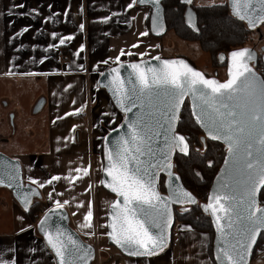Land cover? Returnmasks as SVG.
<instances>
[{
	"label": "snow or ice",
	"instance_id": "obj_1",
	"mask_svg": "<svg viewBox=\"0 0 264 264\" xmlns=\"http://www.w3.org/2000/svg\"><path fill=\"white\" fill-rule=\"evenodd\" d=\"M138 3L153 6V29L163 31L160 0H130L127 8L131 9ZM181 3L187 6L188 25L199 32L192 10L193 0H181ZM226 5L230 7L231 15L247 22L249 28L264 25V0H226ZM212 6L225 5H216L213 0ZM24 7L23 3L13 4L7 14L12 15L13 9ZM31 12L36 14L37 9ZM55 15L47 19L51 20ZM101 20L107 22L111 16H104ZM29 27H23L15 36H22ZM79 28L83 30L84 24L81 23ZM147 35V31L140 33L142 37ZM51 37L58 40L59 45L73 39L71 35L61 36L55 31ZM57 46L56 43H49L44 51ZM84 49L85 45L81 44L75 55L79 57ZM131 55L132 52L121 50L116 57H109L96 65L99 70L100 64L108 65L110 60L115 64L107 69V75L103 71H99V75L104 77L103 86L112 92L116 106L125 113L124 121L111 129V132H117L115 137L110 138V134L98 137L104 141V155L100 161L104 178L100 183L116 196L110 204L111 220L107 225L110 231L106 235L129 257L145 258L146 264H150L149 258L164 252L169 245V229L173 224L172 204L197 203L196 197L183 187L173 162L174 154L189 157L193 151H202L193 149L190 138L177 131L182 106L185 99L190 98V116L206 134L200 138L201 141L207 138L221 141L226 151L216 186L209 202L204 205L205 211L211 210L216 233L214 253L210 259H214V264H248L258 237L264 238V201L259 198L264 189V77L250 64L254 53L247 48L232 51L228 78L224 81L207 77L182 59L156 56L153 59L159 61L158 65L143 61L125 65L121 56ZM79 67L83 69L84 66ZM125 67L130 69L126 77L121 74V69ZM83 107L75 109V112H80ZM109 115L112 117L109 124H112L115 114L102 113L104 117ZM204 148H207L206 144ZM212 163L208 161L209 166ZM90 169V164L77 167L64 179L71 183L80 174L90 175ZM161 173L166 176L167 195L160 191ZM28 180L30 184L25 185L18 163L0 166V185L15 189L26 211L33 197L40 195L37 188L52 185L54 181L61 180V176L54 175L44 181L29 176ZM53 192L48 193L50 200L53 199ZM69 203V200L55 199L54 209H49L39 221V230L54 254L55 264H89L93 255L91 245H85L66 228L54 226L51 222L52 216L59 214L57 210ZM83 203L81 201L78 207H82ZM184 210L188 211L187 208ZM63 218L66 219V216ZM92 221L93 210L89 202L81 227L92 229ZM185 227L191 229V225ZM85 234L95 233L89 231ZM7 251L14 252L15 249ZM29 251L36 253L40 250L30 248ZM0 264H16V260L5 259L0 253Z\"/></svg>",
	"mask_w": 264,
	"mask_h": 264
},
{
	"label": "crops",
	"instance_id": "obj_2",
	"mask_svg": "<svg viewBox=\"0 0 264 264\" xmlns=\"http://www.w3.org/2000/svg\"><path fill=\"white\" fill-rule=\"evenodd\" d=\"M129 2L130 0H0V83L9 82L6 88L17 90L21 85L27 86L28 82L35 88L43 85L44 92L29 99L23 106L24 111L38 99L45 100L41 111L35 113L36 117L31 122L36 130L20 131L19 136L12 140H3L0 136V142L2 140L13 146L8 151L11 153L9 155L20 160L26 181L29 182V176L40 181L54 175L61 176V180L40 189L42 206L46 211L54 207L55 199L69 200L70 203L64 207L69 212L71 225L85 240L92 243L94 236L85 233L93 232L97 225L102 227L112 202L109 192L99 186L96 178L103 144V140L98 137H104L110 130L109 120L112 119L110 115L102 116V113H114L116 122L122 116L108 93L98 85L99 71H104L114 63L110 60L108 65L100 64L99 70L96 65L109 57H116L121 50L132 52L137 59L163 56L162 39L152 35L149 30L150 7L137 4L128 9ZM21 3L25 6L23 9L15 8L12 15L7 14L13 4ZM32 9H37V13L33 14ZM21 12L25 15H20ZM112 13L117 15L113 16ZM53 14H56L54 18L48 20ZM104 16H111V20L103 22L101 18ZM81 23L84 24L83 30L79 28ZM29 25V30L22 36H15L20 29ZM53 31L61 36L71 35L73 39L59 45L58 40L51 37ZM143 31H147L148 35L140 36ZM49 43H56L58 46L45 52ZM81 44L85 45V49L77 57L75 53ZM134 44L137 47L133 48ZM139 53L146 55L140 56ZM44 56L48 58L43 59ZM131 56H121V61L130 60ZM42 59L43 62H40ZM79 65H83V69ZM68 85L72 87L69 88ZM16 96L18 97L17 93ZM12 103L15 102H10L9 105ZM82 105L84 107L81 111L75 112ZM1 113L0 135H3L1 128L5 113ZM25 113L22 117L28 115ZM20 119L24 121L27 117ZM0 150L8 153L7 150ZM89 164L90 175L80 174L71 183L64 179L71 170ZM72 174L76 175L75 172ZM49 192H53L52 200L49 199ZM57 193L63 195L58 196ZM81 201L84 202L83 206L78 207ZM89 202L93 210V227L85 229L81 225ZM187 225L189 224L183 222L175 224L171 244L164 252L149 258L150 264H214L213 259H210L209 233L192 227L189 230L185 227ZM21 228L25 231L21 232ZM30 248L40 251L32 253ZM8 249L15 251L9 252ZM0 253L4 254L5 259L14 258L16 264H55L54 255L38 233L36 224H31L24 208L17 203L11 192L2 190ZM100 253L102 264H146L145 258L126 256L110 243L103 246ZM252 259L250 264H264L262 254H257Z\"/></svg>",
	"mask_w": 264,
	"mask_h": 264
},
{
	"label": "trees",
	"instance_id": "obj_3",
	"mask_svg": "<svg viewBox=\"0 0 264 264\" xmlns=\"http://www.w3.org/2000/svg\"><path fill=\"white\" fill-rule=\"evenodd\" d=\"M221 4L225 6L214 7L212 6L213 4H193L198 15V26L200 29L199 32H196L185 22L184 12L186 5L182 4L180 0L163 1L168 31L174 30L182 39L198 41L201 48L210 53L213 64L218 67L220 65L226 66L227 64L226 59L222 60L221 56L223 54L226 55L232 49L246 46L251 33V30L243 21H239L231 15V10L226 5V2L217 3L216 5ZM149 23L150 16L148 25ZM133 59H137V57L132 55L130 60ZM190 112V105L187 101L182 109L181 122L177 130L190 138L193 149H202V151L199 153L193 151L189 157H184L177 153L174 162L176 165L175 170L181 175L185 186L197 196L198 202L184 208L176 207L175 216L176 222H186L195 230L209 233V252L211 257H213L214 228L210 216L203 212L200 202L207 199L212 181L224 159L226 151L224 144L221 142L209 139H206L205 142L201 141L203 130L194 124ZM205 144L207 145L206 149L204 148ZM209 160L213 161L211 166L208 164ZM160 188L161 191H165L164 176L162 177ZM260 199L264 201V189H262ZM185 208L188 211H185ZM44 212L42 196L35 200L27 211L25 210L31 224H36ZM262 245H264V238H260L257 245H255L252 258L259 253L258 248L262 247Z\"/></svg>",
	"mask_w": 264,
	"mask_h": 264
},
{
	"label": "rangeland",
	"instance_id": "obj_4",
	"mask_svg": "<svg viewBox=\"0 0 264 264\" xmlns=\"http://www.w3.org/2000/svg\"><path fill=\"white\" fill-rule=\"evenodd\" d=\"M226 0H215V4L217 3H225ZM194 5H212L213 0H194ZM251 33L249 36V39L246 43V46H253L256 47L257 50L260 51V47L262 44H264V25H261L257 29H250ZM159 38V37H158ZM159 39H162V55L163 56H178L183 55L187 57L195 66L203 70L204 72L213 75L215 71L218 72V77L223 79L226 76V66L220 65L219 67L213 64L212 57L209 52L204 51L201 48V45L198 41L193 40H185L180 38L174 30H169L167 33L160 37ZM32 83V82H31ZM9 82L2 81L0 83V114L1 112L5 113L4 121L2 124V134L0 135L3 137V140L5 139H15L14 137L19 136L20 131H33L36 130V127L33 123H31L35 119L36 114L34 113V107L37 103V100L32 107L28 106V110L24 111L23 106L30 101L29 99H32L34 95H41L43 90V85L40 87L35 88L34 85L31 86L30 82H28L27 86L21 85L20 89H13L8 86ZM15 93L18 94V97H15ZM7 102H15L12 103V105H9ZM15 104V105H14ZM26 112V113H25ZM28 114L27 116L22 117V114ZM24 121H22L20 118H25ZM123 119V115L118 117L117 122L115 121L113 124L110 125V129L116 127ZM13 147L11 145L6 144L5 141L0 142V149L11 151V148ZM1 151V150H0ZM3 152V151H2ZM5 153V152H4ZM7 155L11 154L10 152L6 153ZM11 156V155H9ZM102 153L99 159L98 169L96 171V178L97 183L99 186H101L100 178H101V165L100 161L102 160ZM102 187V186H101ZM0 188V190L4 192H8V189ZM10 192V191H9ZM110 194V201H113L114 195ZM111 203V202H110ZM180 221H177L176 224H178ZM186 223V222H183ZM188 224V223H187ZM190 225V224H189ZM107 218L104 222H102V227H95L98 231V240H99V254H100V260L102 263V257H101V250L103 249V246H107L109 244V241L107 239L106 233H107ZM192 227V226H191ZM95 237H93V240ZM93 241V242H94ZM264 246L258 248V254H262Z\"/></svg>",
	"mask_w": 264,
	"mask_h": 264
},
{
	"label": "water",
	"instance_id": "obj_5",
	"mask_svg": "<svg viewBox=\"0 0 264 264\" xmlns=\"http://www.w3.org/2000/svg\"><path fill=\"white\" fill-rule=\"evenodd\" d=\"M163 1L164 0H160V3H161V8H162V12H161V23H162V25H163V31H160L159 29H156V30H154L153 29V25H152V14H153V12H154V8H153V6L151 5V4H139L138 3V5H141V6H148V7H150V9H151V12H150V23H149V30H150V32L152 33V35H154L155 37H162V36H164L166 33H167V31H168V25H167V21H166V15H165V7H164V5H163ZM194 1V0H193ZM180 2H181V0H180ZM230 8V7H229ZM192 10H193V12H194V19H195V21H196V23L198 24V15H197V12H196V10H195V8H194V6L192 5ZM231 10V9H230ZM186 12H187V6H186V8H185V12H184V19H185V22H186V24L188 25V23H187V17H186ZM245 24H246V26L248 27V25H247V22H245V21H243ZM189 26V25H188ZM261 25H259L258 27H256L255 29H257V28H259ZM190 27V26H189ZM249 28V27H248ZM249 29H251V28H249ZM244 48H247V49H250L251 51H252V53H254V58L250 61V64H251V66H253L254 68H255V70L257 71V73L259 74V75H261L262 76V74H260V72L258 71V69L256 68V65H257V62H258V57H259V54H258V51H257V49L255 48V47H253V46H243V47H239V48H236V49H232V50H230L226 55H222L221 57H223V59L222 60H225L226 59V62H227V64H226V77L224 78V79H221V78H219L218 76H216V75H208L206 72H204L203 70H201L200 68H198L197 66H195L187 57H185V56H183V55H178V56H160L161 57V59H182V60H184L189 66H191L192 68H194V69H196L197 71H200V72H202V73H204L207 77H209V78H215V79H218V80H220V81H224V80H226L227 78H228V67H229V64H230V60H231V56H230V54H231V52L232 51H234V50H239V49H244ZM154 57H144V58H138V59H133V60H126V61H122V62H125V65H127L128 63H132V62H146V63H149V64H159V61H156V60H154L153 59ZM262 59H263V61H264V55H263V57H262ZM115 66V64H113V65H110L109 67H114ZM109 67H107L103 72H105V74L107 75V69L109 68ZM130 71V69H128L127 67H125V68H123V69H121V74L123 75V76H127L128 75V72ZM263 77V76H262ZM103 80H104V77H101L100 75H99V78H98V82H100L99 83V87L101 88V89H104L107 93H108V95H109V97L111 98V101L113 102V104H114V106L116 107V109L123 115V119H122V121L118 124V125H120L123 121H124V118H125V113L118 107V106H116V101H115V98L113 97V95H112V92L108 89V88H106V87H104L103 86ZM189 102V105H190V109H191V100H190V98H186L185 99V102H184V105H185V103L186 102ZM44 102H45V100H44V98H40L38 101H37V103H36V105H35V107H34V113H38L39 111H41V109H42V107H43V105H44ZM184 105L182 106V109H183V107H184ZM133 111H135V109L133 110ZM181 112H182V110H181ZM129 115V117L131 116V113H129L128 114ZM117 125V126H118ZM179 125V124H178ZM117 126L116 127H114V128H117ZM177 129H178V126H177ZM202 129V128H201ZM203 130V129H202ZM118 131H119V129H118ZM178 131V130H177ZM181 133V132H180ZM110 134V138L111 137H115L116 135H117V132H111V129L105 134V136H108ZM181 134H183V133H181ZM205 132H204V130H203V136L202 137H205ZM207 139H209V140H211L210 138H207ZM206 141V139L204 140V142ZM218 142H221V141H218ZM103 143H104V141H103ZM222 143V142H221ZM103 145V144H102ZM225 147V146H224ZM104 155V152H103V147H102V156ZM225 155H226V153H225ZM175 156H176V154H174V156H173V162H174V158H175ZM225 157V156H224ZM19 164L20 165V168H21V173H22V178H23V180H24V183H25V185H29L30 184V182H27V181H25V179H24V175H23V168H22V164H21V162H20V160L18 159V158H15V157H12V156H9V155H7L6 153H4V152H2V151H0V166H3L4 164H8V165H12V164ZM174 164H175V162H174ZM223 164H224V159H223V161H222V163H221V165H220V167H219V169H218V171H217V173H216V175L214 176V179H213V181H212V184H211V187H210V189H209V192H208V196H207V199L205 200V201H201L200 202V206H201V208H202V210H203V212L205 213V214H208L209 216H210V218H211V221H212V225H213V228H214V239H213V253H214V244H215V236H216V233H215V225H214V223H213V216L211 215V210L209 209L208 211H205V209H204V205L205 204H207L208 202H209V199H210V196H211V194H212V191H213V189L215 188V186H216V178H217V175L220 173V170H221V168L223 167ZM175 167H176V165H175ZM174 171L175 172H177L176 170H175V168H174ZM178 173V172H177ZM179 174V173H178ZM164 176V187H165V191H161V188H160V191L163 193V194H165V195H167V193H168V189H167V184H166V176H165V174H163V173H161V177H160V184H161V180H162V177ZM179 176L181 177V175L179 174ZM104 178V173L101 171V178H100V181L102 180ZM181 183H182V185H183V187L186 189V190H188V191H190L195 197H196V200H197V202H198V198H197V196L190 190V189H188L186 186H185V184L183 183V180H182V177H181ZM160 184H159V187H160ZM101 186L107 191V192H109V193H111V194H113L114 195V199H116V196H115V194L114 193H112L111 192V190L110 189H108L107 187H105L103 184H101ZM0 187H5V188H7L10 192H11V194H12V196H13V198L17 201V203H19V205H21V207H23L24 208V206H23V204H22V202H21V200L19 199V197H18V195H17V193H16V191H15V189H13V188H9V187H7L6 185H0ZM33 187H35V186H33ZM37 190L40 192V195L39 196H35V197H33V199H32V203L35 201V200H38L39 198H41V196H42V193H41V191H40V189L39 188H37ZM262 191V190H261ZM260 198V197H259ZM113 199V200H114ZM190 205H193V204H188V205H181V204H172V214H173V224H172V226H171V228L169 229V245L171 244V242H172V238H173V230H174V226H175V224H176V216H175V208L176 207H182V208H184V207H186V206H190ZM49 209H54V207H51V208H49ZM49 209H47L42 215H41V217L39 218V220L37 221V223H36V229H37V231H38V233L43 237V239L45 240V237H44V234L39 230V221L44 217V215L48 212V210ZM58 211V213L59 214H57V215H53L52 216V218H51V222H52V224L55 226V225H60V226H62V227H64V228H66L69 232H71V233H73L76 237H78L85 245H91V247H92V250H93V255H92V259L89 261V264H91L92 263V261L95 259V257H96V252H97V250H96V245L94 244V243H92V242H89V241H87V240H85L84 238H83V236L71 225V222H70V216H69V212H68V210L64 207L63 209H60V210H57ZM109 212H110V206H109V209H108V214H107V225L110 223V220H111V218H110V215H109ZM64 216H66V219H64L63 217ZM107 227V232L108 231H110V228H108V226H106ZM107 236V235H106ZM107 239H108V241L114 246V247H116L121 253H123L124 255H126V256H128L127 255V253L123 250V249H121L118 245H116L111 239H110V237L109 236H107ZM259 237H258V239H257V243H258V241H259ZM45 242H46V240H45ZM47 243V242H46ZM257 243L255 244V245H257ZM168 245V246H169ZM253 246V249H252V251H251V254H250V256H249V260H248V264H250L251 263V261H252V256H253V252H254V249H255V247L256 246ZM54 255V254H53ZM136 258H138V257H136Z\"/></svg>",
	"mask_w": 264,
	"mask_h": 264
},
{
	"label": "flooded vegetation",
	"instance_id": "obj_6",
	"mask_svg": "<svg viewBox=\"0 0 264 264\" xmlns=\"http://www.w3.org/2000/svg\"><path fill=\"white\" fill-rule=\"evenodd\" d=\"M260 47V51H258V54H259V57H258V62H257V65H256V68L258 69V71L260 72V74H262V76L264 77V61L262 59L263 55H264V44H262ZM256 48V47H255ZM257 49V48H256ZM208 74V73H207ZM210 75V74H208ZM213 75H216L218 76V72L215 71ZM226 77V76H225ZM224 79V78H223ZM2 138V137H1Z\"/></svg>",
	"mask_w": 264,
	"mask_h": 264
},
{
	"label": "built area",
	"instance_id": "obj_7",
	"mask_svg": "<svg viewBox=\"0 0 264 264\" xmlns=\"http://www.w3.org/2000/svg\"><path fill=\"white\" fill-rule=\"evenodd\" d=\"M95 234L93 235L95 238V241L93 242L95 245H96V257L95 259L92 261L91 264H102L101 263V260H100V254H99V249H98V245H99V240H98V231L97 229L95 228L94 231H93ZM264 246V245H262ZM262 255H264V248H263V252H262Z\"/></svg>",
	"mask_w": 264,
	"mask_h": 264
}]
</instances>
